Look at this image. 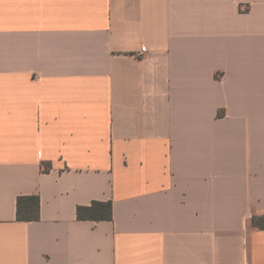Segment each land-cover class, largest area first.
Returning a JSON list of instances; mask_svg holds the SVG:
<instances>
[{"label": "crops", "instance_id": "0c3cea01", "mask_svg": "<svg viewBox=\"0 0 264 264\" xmlns=\"http://www.w3.org/2000/svg\"><path fill=\"white\" fill-rule=\"evenodd\" d=\"M261 217L264 0H0V264H264Z\"/></svg>", "mask_w": 264, "mask_h": 264}, {"label": "trees", "instance_id": "16d2710c", "mask_svg": "<svg viewBox=\"0 0 264 264\" xmlns=\"http://www.w3.org/2000/svg\"><path fill=\"white\" fill-rule=\"evenodd\" d=\"M38 197H20L17 201V221H38L40 219V207ZM79 220H111L112 204L94 202L90 207L78 208ZM254 224L264 229V217L255 218Z\"/></svg>", "mask_w": 264, "mask_h": 264}, {"label": "built area", "instance_id": "2783aa9c", "mask_svg": "<svg viewBox=\"0 0 264 264\" xmlns=\"http://www.w3.org/2000/svg\"><path fill=\"white\" fill-rule=\"evenodd\" d=\"M248 10H249V7L248 6H246V5H242L241 6V11L242 12H247ZM146 52H147L146 47H142V49L139 52V57H144V55L146 54Z\"/></svg>", "mask_w": 264, "mask_h": 264}]
</instances>
